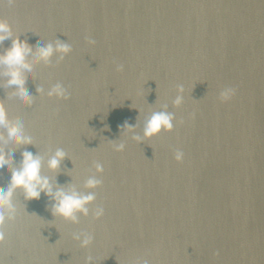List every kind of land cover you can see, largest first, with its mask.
Masks as SVG:
<instances>
[{"label":"water","instance_id":"95a60500","mask_svg":"<svg viewBox=\"0 0 264 264\" xmlns=\"http://www.w3.org/2000/svg\"><path fill=\"white\" fill-rule=\"evenodd\" d=\"M0 19L13 32L0 52L18 37L29 63L38 47L71 45L62 60L31 64V104L0 69L7 127L32 138L0 135V157L12 161L0 192L29 151L53 191L95 194L72 222L54 215L50 196L16 189L0 264H264V0H0ZM57 83L67 100L47 96ZM225 87L236 94L221 102ZM159 111L172 130L145 137ZM58 149L66 155L50 170ZM89 178L102 183L89 189Z\"/></svg>","mask_w":264,"mask_h":264},{"label":"clouds","instance_id":"9594fccd","mask_svg":"<svg viewBox=\"0 0 264 264\" xmlns=\"http://www.w3.org/2000/svg\"><path fill=\"white\" fill-rule=\"evenodd\" d=\"M11 2V0H9ZM13 34L12 27L6 19H0V42L8 39ZM89 44H95V41L88 39ZM71 51V45L56 41L55 45L49 43L46 46L38 47L30 61L29 51L26 46H23L19 38L12 40L11 47L6 48L3 52H0V69L3 74L8 77L7 84L9 91L14 92L18 102L20 104H31V97L24 91V78L30 75L31 64H35L38 61L47 63L53 53H59L62 60L65 55ZM119 70H122L123 66L119 65ZM183 91V88H180ZM236 94L234 87H225L219 92V99L221 102L230 101ZM47 96L49 98L55 97L56 99L67 100L69 98L66 88L57 83L51 87ZM175 104L181 103V97L177 96L174 101ZM173 117L171 114L163 111L152 112L147 118L144 125V136L152 137L160 133L161 130L171 131ZM0 135H3L8 145L11 144H30L32 138L23 134L20 127L15 129H9L7 127L6 113L3 106H0ZM124 145L121 144L116 149L122 151ZM22 160L18 169L11 171V180L5 191L0 192V243L5 240V232L3 228L6 223L14 221L17 215V210L12 204V196L16 189H22L25 199H38L41 193L46 196H50L53 203V213L65 220L75 222L76 214H87V205L95 199V194L89 192L88 194L78 193L77 191L69 188L67 190L57 188L53 191V185L50 183L49 178L41 174L42 158L39 155L34 156L29 151L22 152ZM66 153L63 150L58 149L54 156H52L47 166L50 170L58 168L61 159L64 158ZM175 159L179 162L184 159V153L177 150L175 153ZM11 157L8 162L5 163L4 159L0 157V171L9 169L11 165ZM96 171L103 172V166L99 163L95 164ZM101 180L96 178H89L86 181V187L94 189L101 185ZM104 210L102 208L97 209L95 212V218L103 216ZM82 237V238H81ZM74 239L81 241L83 246L90 245L92 242V235L89 233L74 234Z\"/></svg>","mask_w":264,"mask_h":264}]
</instances>
